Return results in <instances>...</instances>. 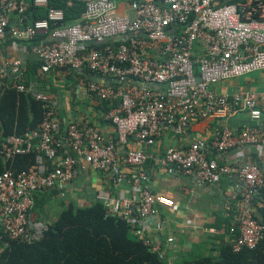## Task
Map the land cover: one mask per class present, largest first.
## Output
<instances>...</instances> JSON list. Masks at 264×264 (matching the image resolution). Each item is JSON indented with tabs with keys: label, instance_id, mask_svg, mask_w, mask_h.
Wrapping results in <instances>:
<instances>
[{
	"label": "built area",
	"instance_id": "1",
	"mask_svg": "<svg viewBox=\"0 0 264 264\" xmlns=\"http://www.w3.org/2000/svg\"><path fill=\"white\" fill-rule=\"evenodd\" d=\"M49 2L0 0V42H27L41 74L60 69L76 74L87 71L103 79L136 80L140 85L127 81L112 87L78 80L88 95L114 105L104 114L114 129V144L104 141L92 126L75 122L61 126L48 99L24 85L21 61L0 63V91L29 93L44 103L36 128L0 139L4 161L34 153L30 169L0 173V251L8 241L40 240L47 226L30 214L33 193L57 189L60 194L79 169L88 167L106 174L114 185H128L130 192L124 198L97 192L87 201H98L107 214L124 219L133 228V236L163 259L147 232L160 230L158 208H172L173 202L145 185L137 170L148 160L168 176H193L205 185L233 174L240 188L231 195L236 222L227 229L228 243L232 253L252 250L264 232L253 204L264 187V164L231 168L217 158L236 147L264 146V118L253 92L241 88L231 95L219 94L214 85L264 71V0H62L63 8ZM75 2H81L83 9L68 23L65 9ZM31 6L44 8L45 17L30 18ZM122 6L124 10L117 14ZM236 112L246 113L258 127L233 132L219 126L209 138H197L185 147H167L156 155L142 149L153 147L167 132L183 136L193 122L226 121ZM120 162L131 171L128 177Z\"/></svg>",
	"mask_w": 264,
	"mask_h": 264
},
{
	"label": "crops",
	"instance_id": "2",
	"mask_svg": "<svg viewBox=\"0 0 264 264\" xmlns=\"http://www.w3.org/2000/svg\"><path fill=\"white\" fill-rule=\"evenodd\" d=\"M123 10L122 6L119 11ZM10 59L21 61L25 85L29 90L48 99V104L55 110L61 126L68 122L92 126L104 141L115 144L114 129L104 119L100 110L101 103L86 93L78 82L79 78L64 69L41 74L36 65L37 61L21 41L0 42V63ZM248 75L221 81L215 84L214 89L219 94L227 95L241 88L253 92L264 118V71ZM224 125L233 132L247 126L258 127V123L249 121L246 113L236 112L226 121L213 118L193 122L183 136H174L167 132L156 140L153 147L142 149L147 154L156 155L167 147H185L197 138H209L215 128ZM63 131L62 127L60 139ZM129 146L138 148L135 143H129ZM115 149L117 153L122 151L118 146ZM217 160L231 168L246 163H254L262 168L264 146L236 147L218 156ZM120 164L128 177L131 171L123 163ZM137 171L153 194L165 196L173 202L172 208H158L157 221L160 230L150 229L147 232V236L158 244L163 259L170 264L205 257L218 259L222 246L229 240L227 229L236 222V211L231 200V195L240 188L236 177L233 174L224 175L217 184L205 185L193 176H168L149 160ZM68 186L77 192L79 200L82 201H87L97 192H110L123 198L130 192L128 185H114L106 174L92 171L88 167L79 169L72 182L62 189ZM260 206V203L254 206L256 212V208Z\"/></svg>",
	"mask_w": 264,
	"mask_h": 264
},
{
	"label": "trees",
	"instance_id": "3",
	"mask_svg": "<svg viewBox=\"0 0 264 264\" xmlns=\"http://www.w3.org/2000/svg\"><path fill=\"white\" fill-rule=\"evenodd\" d=\"M49 5L63 8L62 0H50ZM82 9L81 2H75L72 8L65 9L66 21L69 23L76 19ZM28 14L33 20H39L45 17L46 10L31 6ZM36 42L37 39L33 41ZM23 44L28 48L27 42ZM70 73L74 77L92 81L84 75H93L87 71ZM121 84L110 82L106 85L117 87ZM98 101L103 115L114 106ZM43 105L29 93L14 89L0 91V139L11 135L22 136L36 128L42 119ZM33 165L34 153L16 155L6 161L0 157V173L5 170L14 173L26 171ZM57 191L50 189L33 193L30 214L46 224L47 230L40 240L30 244L8 241L0 251V264H170L158 258L156 253L134 237L133 228L124 219L107 214L98 201L90 200L79 206L71 199H61L53 218L47 215L41 217L45 206L53 200L51 196L56 198L54 195ZM257 203L261 206L256 208V214L264 226V187L253 199L254 206ZM172 264H264V232L252 250L232 253L227 242L222 246L218 259L205 257Z\"/></svg>",
	"mask_w": 264,
	"mask_h": 264
},
{
	"label": "rangeland",
	"instance_id": "4",
	"mask_svg": "<svg viewBox=\"0 0 264 264\" xmlns=\"http://www.w3.org/2000/svg\"><path fill=\"white\" fill-rule=\"evenodd\" d=\"M121 12L119 11V13H118V11H117V14H120ZM251 74V73H250ZM247 75H245L244 77H246ZM249 76V75H248ZM215 86V85H214ZM57 190V189H56ZM62 193H58V191H57V193L54 195L56 198H57V196H58V198L56 199V198H53V196H51L52 197V202H49L46 206H45V210L44 211H42L43 213H42V215H41V217H44L45 215H47V216H49L50 218H53L54 217V215H55V213L57 212V210H58V201L59 200H61V199H63V200H65V198H66V200L67 199H71V200H73L77 205H84L83 203H78V200H79V197H78V194H77V192H75L70 186H68V187H66V189L64 188V190H62L61 191ZM56 199V200H55ZM42 222V221H41Z\"/></svg>",
	"mask_w": 264,
	"mask_h": 264
},
{
	"label": "water",
	"instance_id": "5",
	"mask_svg": "<svg viewBox=\"0 0 264 264\" xmlns=\"http://www.w3.org/2000/svg\"><path fill=\"white\" fill-rule=\"evenodd\" d=\"M87 75V77L92 80V81H95V82H98V83H102V84H107V83H110V82H117V83H126L127 81L129 82V84L131 85H137L139 86L140 85V82L139 81H136V80H127V79H123V80H112V79H103V78H100L98 76H95V75H89V74H85ZM196 81H198V79H196Z\"/></svg>",
	"mask_w": 264,
	"mask_h": 264
}]
</instances>
